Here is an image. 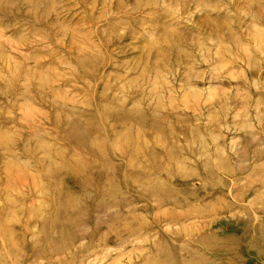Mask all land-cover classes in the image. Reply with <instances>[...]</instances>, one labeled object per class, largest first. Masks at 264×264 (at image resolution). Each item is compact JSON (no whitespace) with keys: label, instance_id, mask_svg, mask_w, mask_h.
Segmentation results:
<instances>
[{"label":"rangeland","instance_id":"rangeland-1","mask_svg":"<svg viewBox=\"0 0 264 264\" xmlns=\"http://www.w3.org/2000/svg\"><path fill=\"white\" fill-rule=\"evenodd\" d=\"M0 264H264V0H0Z\"/></svg>","mask_w":264,"mask_h":264},{"label":"bare ground","instance_id":"bare-ground-1","mask_svg":"<svg viewBox=\"0 0 264 264\" xmlns=\"http://www.w3.org/2000/svg\"><path fill=\"white\" fill-rule=\"evenodd\" d=\"M184 21V20H183Z\"/></svg>","mask_w":264,"mask_h":264}]
</instances>
